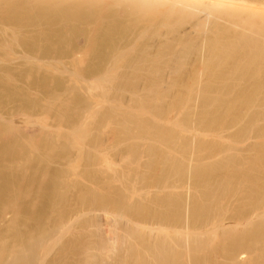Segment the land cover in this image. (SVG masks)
<instances>
[{"label":"bare ground","instance_id":"1","mask_svg":"<svg viewBox=\"0 0 264 264\" xmlns=\"http://www.w3.org/2000/svg\"><path fill=\"white\" fill-rule=\"evenodd\" d=\"M233 26L240 30L234 29ZM19 35H22L23 39L16 37L13 40L17 38L22 40L17 47H21L26 53L38 55L40 53L44 57L70 56L72 61L69 62L72 64L68 62L69 65L76 64V59H72L76 54L77 57L81 52L94 53L95 60L89 67L93 79L90 78V81L86 79L84 83L78 81L79 84L87 86L90 95L97 89L104 92L111 90L107 89L106 83L114 81L116 77L107 78L104 73L108 69L122 68L128 72L133 71L132 76L131 73L123 74L121 78L123 80H120L123 83L120 85L131 88L133 100L142 106L140 114L124 109L122 105H114L106 108L102 115L104 118L113 114L119 115L130 122L134 119L135 124L142 129L139 135L145 140L153 137L160 144L182 141L185 151L195 150L193 145L196 143L197 151H200L206 146V136L220 138L222 131L232 130V126L242 125L243 121L248 119L247 124L240 127L239 132L237 130L238 136H241L240 131H243V134L251 131L254 124L264 115L262 111L252 113L253 107L264 105V0H0L1 38L2 36L14 38ZM10 46L13 49L14 46ZM43 59H40L43 63L40 65H44L48 60L45 59L44 63ZM51 64L45 65L49 67ZM57 64L60 65L59 61ZM101 71H104L103 74ZM240 85L243 89H239ZM143 86L144 93L140 94ZM79 89L84 88L80 85ZM213 93H218L219 96ZM54 98L56 99L57 95ZM80 98L76 97L75 107H71L69 102H64L61 106L63 111L50 109L55 112L56 117L67 116L69 118L67 121L74 124V131L56 133L72 147H83L86 140L93 135L87 124L79 122L84 119L87 122L98 115L96 109L91 113L92 116L85 106L79 109L78 105L82 101ZM168 98L172 101L168 102ZM197 100L202 103L204 109L202 112L201 108L198 110L196 105L192 104ZM175 111L179 118L178 114L174 116L171 113ZM170 113L172 115H169ZM43 125L47 126V123ZM44 126L43 130L46 128ZM19 129L15 123L10 122L0 130V183L2 180L3 182L9 180L10 177H12L10 182L16 183V186L12 183L13 186L6 181L5 186H0V226L6 227L0 228V264H35L40 252L48 248L51 235L58 229L69 230L68 224L71 222L65 223L64 220H60L62 222L57 228L50 229L43 220L41 221L42 218L38 217L40 220L34 218L38 226L35 222L38 229L34 227V231L38 230V237L26 238L25 234L28 232L24 233L23 227L25 228L28 223L25 221L30 218L26 220L25 214L22 213L24 205L19 209L14 207L15 203L13 206L11 203L13 201L11 199H14L15 206H19L17 200L21 201L26 196L22 195L24 191L20 184L22 178L20 175L7 174V171L14 170L16 164L17 166L22 164H18L19 160L22 162V149H31V146L39 145L38 137H41L32 136L33 130L32 133L24 130L31 133L29 140H13L12 137L21 132ZM46 130L41 132L42 135L45 133L46 137L54 132V128L51 132L50 129ZM259 131H264V128ZM221 138L219 140L212 138L214 141L218 140L219 144L213 142L211 150L217 148L220 142L221 148L222 145L224 147L227 145L223 144ZM42 139L40 142L47 140L45 141L47 144L50 141L49 137ZM138 148L139 144L135 146V153H138ZM149 150L156 158L172 162L164 174L154 178L153 184L151 182L148 183L149 186L145 184L149 192L153 187L160 191L159 194L175 192L179 180L192 178H190L193 171L190 165L192 161L187 162V158L184 157H174L172 152L164 153L158 146H151ZM216 151L210 156L216 157ZM91 155H88L89 159L92 158ZM232 162L229 160L227 165L220 162L211 165L199 164L197 174L209 185L214 181L217 171L227 168L230 170ZM187 170L188 172H185ZM116 173L117 177H112L115 181L126 177L124 172L119 175ZM136 175L141 178L130 180L128 185L122 186L124 190L119 188L114 193L103 194L101 189L95 188L96 191L89 189L87 196L82 197L80 205L83 209L80 211L88 214L91 212L92 216L88 215V218H91L86 220V224L89 223L92 232L88 233L91 240L88 239L86 242L88 244L85 243L83 249H80L81 254L84 251V257L80 258L81 264H264L263 183L254 181L255 183L249 185L250 199H244L235 210H231L225 202L224 206L217 207L207 208L199 204H189L188 208L186 204L185 210L182 211L154 212L155 209L154 211L151 209L152 213H146L145 209L149 207L141 204L143 199L141 203L135 202L134 199L138 196V200H141L142 194L140 193L142 190L137 188L140 184L138 186L136 183L138 180H148V176L139 170ZM174 177H178L177 181ZM236 193L234 196L238 200L242 194H238V190ZM14 194L17 197H14ZM209 194L213 196L215 192L210 190ZM227 198L229 196L225 201ZM159 200L163 204H160L162 207L167 205L180 207L182 201L178 202L177 196L168 195ZM10 208L15 210V216L8 220ZM110 214L113 215L112 218ZM101 216L112 219L113 237L110 235L112 232L109 234L111 237L106 236L105 233L108 235V231L106 232L104 228H101L104 232L101 234L97 222V218L99 222L101 218L104 219ZM66 224L68 228H65ZM85 237L90 238L87 235ZM77 243H75L77 248L81 247V244L78 243V247ZM96 250H99V253ZM66 251L64 253L68 252ZM64 253L63 255H66ZM68 255L69 253L66 258ZM114 255L115 257H112ZM59 261L63 264L62 258Z\"/></svg>","mask_w":264,"mask_h":264},{"label":"rangeland","instance_id":"2","mask_svg":"<svg viewBox=\"0 0 264 264\" xmlns=\"http://www.w3.org/2000/svg\"><path fill=\"white\" fill-rule=\"evenodd\" d=\"M233 28L236 30H240V28L234 26ZM9 37L10 36L8 37L2 36L1 38L0 36L1 49L3 46L6 47L7 45L14 46L13 49L11 46L10 47L7 46L6 48L3 47V49L0 50V116L2 115L0 118V125H1L0 130L4 126H6L7 123L13 122L18 127H20L19 130L21 131V132L18 131L19 134L17 133L16 134L17 136L14 135L15 137L14 136L12 137L14 138L13 140L15 139L18 141H21L22 139L29 140V137L32 133L31 130H33L32 136L34 135V137L36 138L38 136L41 137V138L38 137L40 141L42 138L48 139V137H49L48 139L49 141L50 138L52 137L51 138L52 142H50L51 140L48 142L49 145L51 144L50 146H48V144L46 143L47 140L42 139L43 140L42 142L38 141V144L40 146L39 145H35L34 147L31 146V149L23 148L21 151L22 162L21 160L18 161L19 163L16 162L18 164L20 163L22 164L17 166V164L15 163L16 165L13 164V166L15 165L14 170L8 169L7 174L12 173L13 176L14 175L21 176L22 182L20 180V184L23 188L22 190H24L22 195L23 194L26 195L25 197H23L24 195L22 196L24 199L21 198L22 199L21 201L19 199L20 202L17 199H15L17 200V205L19 206H15L16 201H14V199H11L14 201L11 202L12 206L15 203L14 207L16 208L18 207L20 209V207L24 205L23 206L24 212L22 213L23 215L25 214L27 218L26 220L30 218L28 221H25L26 223L28 222L26 225L24 224L25 228L23 227L24 230L23 232L24 233L28 232L27 235L25 234L26 238L36 237L38 235L37 232L38 230L34 231L35 222L36 220L39 219L38 217L42 218L41 221L43 220L44 223L47 224L48 228L50 227V229H53L55 227L57 228V226L62 222L60 220H64L63 222L65 223L71 221L69 223L71 225L68 224L69 228L67 227V224L65 227L68 228L69 230L58 229L56 230L58 232L55 231V233L51 235L52 237L48 243V248L43 249L40 252L37 262L35 264H53L54 262L55 264L57 263L62 264V261H59L60 258L63 259V264H79V259L81 257L82 258L84 257L83 256L84 251L81 254L82 252L81 250L83 249L82 246L87 242L88 239L91 240V237L90 235H88V233L91 234L90 232H92L90 231L92 227L88 225L89 223L86 224L87 222L86 220H90L89 218H91V217L88 218V215L92 216L91 212L90 214L84 212L85 215H83L84 213L80 211L83 209V207H81L82 205H80L81 204L80 201H82V197L84 195L87 196V192L89 193L88 191L89 189L93 191L94 190L96 191V189L98 190L101 189L103 194L114 193L116 190H119V188L120 190H124L122 186L128 185L130 180H133L135 178L138 179V177L141 178V176L136 175L138 170L141 173H143V175L145 174L146 176H148L147 177L148 180H144V179H143L144 181L138 180L139 182L136 184L138 186L140 184V186L137 188H139V190L141 189L143 192L140 191V193H142L141 200L140 199L138 200L137 198L138 196H137L135 197V199L136 198L137 199L136 200L134 199V201L141 203L143 199V202L141 204L143 206L146 204L145 206L147 207L148 205L149 207V208L147 207L148 209H145V211H147L146 213H152L154 211L153 209H155L154 212H157L158 210L182 211L185 210L186 204L188 205V208H189V204L190 205L199 204L207 208L211 206L217 207L222 205L224 206L225 202L226 204L228 203V207L231 210H235V208L237 209L239 204L244 199H250V196H248L250 194L248 193L249 185L255 183L254 181L256 182L260 181L261 183L264 184V131H262L263 133L259 131L261 128L262 129L264 128V115L260 117V121L258 120V122L254 124L251 131L249 130L244 133L246 134L245 136L242 133L243 131H240L241 136L240 135L238 136L237 133L239 132L240 127L242 128L245 124H247L248 119L246 121H243L242 125L240 124L236 126L237 128L235 126H232L233 127L232 130L222 131L223 133L220 131V133H222V136L223 135L225 136V137L220 136V138L222 137L221 141L223 142V144L225 143L227 145H225V147L222 145L221 148L220 146L221 142L219 141L220 145L217 146V148L215 147V149L213 148L214 150H211L212 149L211 146L213 145V142L216 143L220 139L219 136L218 137L213 135L206 136L205 137L206 146L200 151H197L198 149L195 145L196 143H194L193 147L195 148V150L193 149L194 152L193 150H190L191 153L189 150L185 151L183 149L182 141L180 142L178 141L176 143L160 144L153 137H150L149 140H145L144 138H141V136L139 135V132L142 131V129L140 126L135 124L134 119L133 121L130 122L128 121V119L119 117V115L115 116L113 114L105 118L102 115V113L105 111L106 108H111V106L114 105H122L124 109H130L132 112H134L137 115L140 114L139 112L141 111L142 106L140 103L133 100V91H131V88L129 86L123 87L122 85H120L121 83H123L121 82L123 80V79L121 80L123 74L130 75V73L133 71L129 70L128 72L126 71L127 69H122V68L108 69L106 73H104L107 76V78L112 79L113 76L116 77L114 81L112 80L113 82L111 81L106 83L108 86L107 89H111V90H109L108 92L106 91L104 92L102 90L97 89L96 92H94V94L92 93V95L94 96L92 97V95H90V92L87 90V86L83 85L84 83L83 81H85L86 79L90 81L91 79H93L92 77H94L91 74V72H89V67L94 62L96 57L94 53L81 52L80 54H78L77 57L76 54L75 57L72 56V59H76L77 61L76 64L69 65L68 62L71 60L70 56L68 57V56L54 55V57H44L40 53H39L40 56L38 55V53H28V52L26 53L25 51L22 50L21 47L18 48L22 41V40L21 41L18 40V38L20 37L19 39L21 38L23 39L22 35L15 36L14 38L11 37L12 39ZM16 37L18 38L16 40H13ZM39 58L40 59L44 58L43 59L44 63H45V59L48 58L50 62L46 60L45 64L47 65H50L52 62L55 61L57 63L59 61L60 65H58L57 63L55 64L52 63L51 66L46 67L47 65L45 64L42 65L43 64L42 60H40ZM52 58L53 59L57 58V59L53 60ZM58 58H60V60H58ZM67 58H69V60ZM62 59H65L67 63ZM61 61H62V65H61ZM40 63L42 64L40 65ZM65 63L66 66L64 65ZM103 72L104 71H101L100 73L103 74ZM126 72H128L129 74ZM134 75L135 74H133V76ZM79 80H81V82L83 83L79 84L78 82ZM143 84L144 81H142L141 85ZM80 85L81 88H84L83 90L80 89L78 90V87H80ZM238 87H241V85ZM143 88L144 86L141 88L142 92L140 91V94L144 93ZM179 89L182 90L181 87ZM239 89H243V88L241 87ZM56 95L57 98L55 99L54 97H56ZM213 95L219 96L218 93L217 94L213 93ZM78 96L81 97L80 99L82 100L81 104L78 105V107H80L79 109H82L85 106V108L89 110L90 114L94 112L96 109L98 111V115L88 119L87 122L85 119L79 122V124H83V123L87 124L89 129L93 132V135L86 140L85 145L83 147H77V146L72 147L69 146V144H67L65 139L59 137L56 133L57 131H63V133L64 131L72 132L75 130L74 124H71L67 121L69 119L67 116L65 118L56 117L55 112H53L52 110L63 111L62 110L63 108L61 106L63 105L64 102L67 103L69 102L71 107H75L77 104L75 102L76 97ZM227 98L229 99L231 97H227ZM172 99L174 100V98ZM168 100L170 99L168 98L167 101ZM236 100L239 101L238 99ZM167 101L166 103L172 100L168 102ZM192 104L194 106L196 105V109L198 110L201 108V112L204 110L202 107V103H200L199 100H197L196 102L195 101L192 102ZM200 104L201 106H199ZM48 107L49 109H47ZM51 108L53 109L50 110ZM234 108L236 109L237 107ZM257 111L258 112L262 111V113H264V105L253 107L252 113ZM24 112L25 113L27 112L28 114L27 113L25 114ZM21 113L23 114V116ZM171 113L174 116L175 114L176 115L178 114L176 111L175 113L174 112ZM171 113L169 115H172ZM29 116H30L29 118L30 120L28 119ZM25 118H27L28 120L27 119L25 120ZM177 118H179V114ZM45 122L47 123V126L45 125L46 126L45 130L47 129L46 131L50 129L51 132V129L54 128V132H51V135L49 134L50 136L48 135L47 137L45 133L42 135L43 133L42 131L45 132V130H43L44 128L42 127L44 126L43 123L45 124ZM232 127H230V129ZM24 130L31 131V133L25 132ZM212 138L214 140L216 139L218 140L214 141L212 140ZM138 144H139L138 153H135L134 149L135 146ZM217 144L219 143L217 142ZM151 146L160 147L161 151L164 153L172 152L174 157L176 156L177 158L179 157L187 158L186 160L187 162L189 160H190L189 162L192 161L190 163L191 167H193L192 175H190V178L191 177L192 178L190 180L189 179L179 180L177 182L178 187L174 190L175 192L169 191L170 193L162 192L159 194L158 193L159 190L157 191V188L154 189V187L153 189L150 188V192H149V188L147 187L149 186L148 183L150 182L152 183L155 177H159L163 172H165V169L171 167L172 165V162L171 161L169 162V160L167 159L156 158V156H154L149 150ZM215 151H216L215 155L217 154L216 157L210 156L211 154L213 155ZM90 154L93 155V156L91 155L92 156L91 159H89L90 157L88 156ZM228 159L230 160V163L233 161L232 166L229 167L230 170H228L227 167H224V169L225 168L227 169L225 170L221 169L217 171L218 173L215 174L213 179L214 181L209 185L203 182V178L197 174L198 171L196 169L199 164L211 165L213 163L215 164V162L216 164L220 162V163H226L225 165H227L229 162ZM91 164H93V166ZM91 171L93 172L91 173ZM228 171L229 172L232 171V175L231 172L229 173ZM185 172H188V170ZM57 173L59 174L57 175ZM115 173L118 175L119 173L120 174L123 173L126 177L123 178L124 177L123 175L122 180L115 181V179L112 178V177H117ZM233 173H237L238 175L235 176ZM12 174L10 175L12 176ZM89 174H91V176H89ZM174 178H175L174 180H176V178L178 179V177H174ZM10 179L12 180V177H10L9 180L4 179L5 182H3L2 180L0 186L2 187L5 186L7 183L8 184L11 183ZM91 181L93 182L91 183ZM12 183H14L16 186L15 182L12 181ZM146 183L148 184L147 186L145 185ZM141 184H143L142 185L143 188L141 187ZM12 189L15 190L14 188ZM98 190L97 192L99 193ZM210 190L215 192L214 194L215 196L214 195L211 196L209 194ZM237 190H238V194H242L238 200L237 197L234 196ZM27 195L30 197L28 198ZM166 195H168L169 197L177 196L178 202H180L179 200H182L179 205L180 207H176L174 205H167L166 207L165 206L162 207L161 205L163 204L160 203L159 198L161 199ZM13 196L15 197L16 195L14 194ZM225 196L226 197L229 196V198H227V201H225L226 200ZM180 197H182V199H180ZM18 202L21 204V206ZM149 209L150 210L152 209L153 211L152 210L149 211ZM79 211L81 213H79ZM64 212H66L65 215ZM78 214L81 216L79 217ZM14 216H15V210L10 208V214L8 220H10V218H13ZM62 216L64 218H62ZM111 216L113 217L112 214H110V217ZM101 217H104L105 219L106 216H101ZM110 217L109 218L107 217L108 219L105 220L101 218L100 219L101 223L97 218V222L99 223L100 231L101 228H104L106 229V232L108 231V235L107 233H105L106 236L111 235L113 237L114 232H112L111 229L113 230L114 227L112 225L113 223L111 222L112 219H110ZM34 218H36V220ZM36 226H37V222H36ZM1 227L3 228L2 225L0 226V228ZM37 227L35 228L38 229ZM4 228L6 227L4 226ZM11 230L13 231V229ZM111 232L112 234H110ZM101 234H104V232L101 231ZM86 235L90 238L85 237ZM83 238L84 239L87 238L84 241V243H83L84 240ZM78 239L81 240V242ZM70 241L72 242L71 244ZM76 241L81 244V247H79V244ZM74 242L78 244L79 248H77V245ZM73 248L75 251L73 250ZM62 249L65 250L61 251ZM66 250L69 251L67 252ZM71 250H73L75 253H73V251L71 253ZM76 250L77 251L79 250L80 252L79 251L77 252ZM65 251L67 253H64ZM58 252H60L62 255L60 253L57 254ZM96 252L99 253V250H96ZM63 253L66 255H63ZM68 253H69L68 258H66ZM59 255L62 257H59ZM63 256H65L66 261L64 260L65 258ZM112 257H115V255ZM202 257L204 259L203 255ZM56 258L57 259L59 258L58 262ZM81 259H80V264H81ZM109 260L111 259L109 258ZM111 261L114 262V260Z\"/></svg>","mask_w":264,"mask_h":264}]
</instances>
